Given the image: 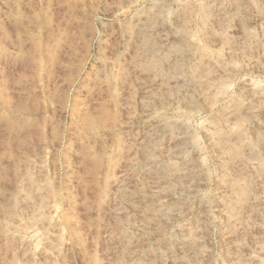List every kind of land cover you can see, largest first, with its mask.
Returning <instances> with one entry per match:
<instances>
[{
    "label": "rangeland",
    "instance_id": "1",
    "mask_svg": "<svg viewBox=\"0 0 264 264\" xmlns=\"http://www.w3.org/2000/svg\"><path fill=\"white\" fill-rule=\"evenodd\" d=\"M0 264H264V0H0Z\"/></svg>",
    "mask_w": 264,
    "mask_h": 264
}]
</instances>
